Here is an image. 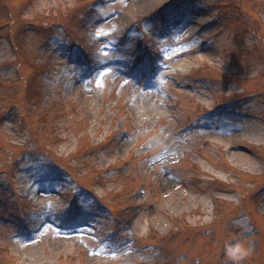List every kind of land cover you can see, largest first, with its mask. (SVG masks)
Segmentation results:
<instances>
[{
  "label": "rangeland",
  "instance_id": "obj_1",
  "mask_svg": "<svg viewBox=\"0 0 264 264\" xmlns=\"http://www.w3.org/2000/svg\"><path fill=\"white\" fill-rule=\"evenodd\" d=\"M264 264V0H0V264Z\"/></svg>",
  "mask_w": 264,
  "mask_h": 264
},
{
  "label": "clouds",
  "instance_id": "obj_2",
  "mask_svg": "<svg viewBox=\"0 0 264 264\" xmlns=\"http://www.w3.org/2000/svg\"><path fill=\"white\" fill-rule=\"evenodd\" d=\"M250 249L245 248L244 245L240 242H226L225 243V253L228 258L239 264L242 258L248 254Z\"/></svg>",
  "mask_w": 264,
  "mask_h": 264
},
{
  "label": "bare ground",
  "instance_id": "obj_3",
  "mask_svg": "<svg viewBox=\"0 0 264 264\" xmlns=\"http://www.w3.org/2000/svg\"><path fill=\"white\" fill-rule=\"evenodd\" d=\"M144 0H141V2H143Z\"/></svg>",
  "mask_w": 264,
  "mask_h": 264
}]
</instances>
